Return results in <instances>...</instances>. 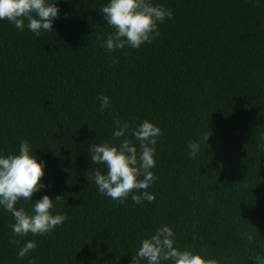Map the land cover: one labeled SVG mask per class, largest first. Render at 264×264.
Segmentation results:
<instances>
[{"label": "trees", "instance_id": "trees-1", "mask_svg": "<svg viewBox=\"0 0 264 264\" xmlns=\"http://www.w3.org/2000/svg\"><path fill=\"white\" fill-rule=\"evenodd\" d=\"M108 2L57 0L53 31L39 37L0 20V155L26 139L45 165V188L16 207L31 214L34 201L60 195L52 214L67 216L50 234L13 237L0 207V264H133L164 225L181 251L264 264V0H151L173 17L152 43L116 52L101 47L113 32L99 12ZM101 94L111 100L103 111ZM115 117L162 131L153 202L114 201L91 180L106 167L88 149L119 145ZM28 241L36 248L19 258Z\"/></svg>", "mask_w": 264, "mask_h": 264}, {"label": "clouds", "instance_id": "clouds-1", "mask_svg": "<svg viewBox=\"0 0 264 264\" xmlns=\"http://www.w3.org/2000/svg\"><path fill=\"white\" fill-rule=\"evenodd\" d=\"M56 3L57 0H0V20H7L21 32L26 27L39 37L42 31H53V21L59 18L60 12ZM99 12L113 29L101 44L109 52L126 47L139 49L142 44L152 43L160 35L158 23L173 17L171 9L154 6L151 0H109ZM97 39L103 41L104 34L97 36ZM99 100L101 111L111 106L110 97L101 94ZM114 124L116 128L113 137L119 140L118 146L92 144L88 149L91 162L106 167V173L96 169L91 180L100 193L114 201L124 203L131 196L136 204L145 200L153 202L155 196L147 189L157 179L151 169L156 166V138L162 135V131L148 120L132 127L129 122L121 123L115 117ZM129 135L139 142V150L128 138ZM208 137L205 133L202 136L203 142ZM189 148L191 157H195L200 151V144L193 141ZM44 167V163L38 162L31 152L26 139L20 140L18 154L0 155V207L14 218V223L9 225L13 237H24L29 233L40 236L50 234L67 219L63 214H52L55 202L63 197L60 195L55 200L44 195L42 199L34 201L31 214L23 207H16L21 200L33 201V194L45 188L42 183ZM174 237L175 233L169 226L157 228L154 235L141 241L136 254L132 256L133 264H164L168 261L171 264H218L216 260L205 259L190 250H179L175 246ZM10 243L20 245L21 241L13 238ZM36 246L35 241L24 243L18 249V257L24 258Z\"/></svg>", "mask_w": 264, "mask_h": 264}, {"label": "rangeland", "instance_id": "rangeland-1", "mask_svg": "<svg viewBox=\"0 0 264 264\" xmlns=\"http://www.w3.org/2000/svg\"><path fill=\"white\" fill-rule=\"evenodd\" d=\"M254 264H260L258 261H255V263Z\"/></svg>", "mask_w": 264, "mask_h": 264}]
</instances>
